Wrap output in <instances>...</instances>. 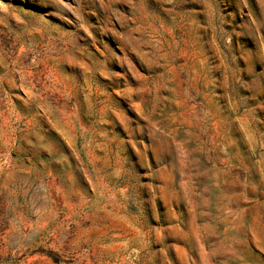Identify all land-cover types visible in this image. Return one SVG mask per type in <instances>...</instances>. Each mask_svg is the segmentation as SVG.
Segmentation results:
<instances>
[{
  "label": "rangeland",
  "instance_id": "1",
  "mask_svg": "<svg viewBox=\"0 0 264 264\" xmlns=\"http://www.w3.org/2000/svg\"><path fill=\"white\" fill-rule=\"evenodd\" d=\"M0 264H264V0H0Z\"/></svg>",
  "mask_w": 264,
  "mask_h": 264
}]
</instances>
